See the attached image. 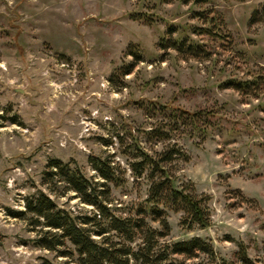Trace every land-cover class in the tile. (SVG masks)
Listing matches in <instances>:
<instances>
[{"label": "rangeland", "instance_id": "374dc122", "mask_svg": "<svg viewBox=\"0 0 264 264\" xmlns=\"http://www.w3.org/2000/svg\"><path fill=\"white\" fill-rule=\"evenodd\" d=\"M263 3L0 0V264L62 259L30 244L34 230L11 214L24 210L34 188L53 197L42 184L49 159L74 160L101 180L88 160L106 158L117 176L108 184L111 210L126 216L144 202L148 182L130 162L137 147L152 153L168 144L146 137L167 121L152 101L213 113L206 133H173L169 141L188 159L166 164L176 186L208 197L209 224L188 229L181 212L166 210L165 240L199 236L229 264L241 242L264 264V89L254 98L222 85L264 77V17L251 19ZM209 18L216 36L198 30ZM164 38L196 53L164 48ZM55 199L74 212L94 211L73 191Z\"/></svg>", "mask_w": 264, "mask_h": 264}, {"label": "trees", "instance_id": "16d2710c", "mask_svg": "<svg viewBox=\"0 0 264 264\" xmlns=\"http://www.w3.org/2000/svg\"><path fill=\"white\" fill-rule=\"evenodd\" d=\"M179 1L197 3L203 0ZM259 12L264 17V3L252 12L251 19ZM207 23L210 28L198 30L216 36L217 33L213 31L217 25L214 18H209ZM160 45L196 53L195 46L177 38L161 39ZM133 55L135 62L139 61V56ZM131 68L132 65L122 67L120 73L127 74ZM222 85L257 98L260 90L264 89V77L231 79ZM149 104L151 110L166 113L167 121L164 125L146 130V137L168 141V144L152 153L136 148V160L130 162V166L137 176L145 175L147 196L128 215H117L107 205L110 193L108 184L116 181L117 176L110 161L99 156H91L88 161L101 180L85 174L74 160L49 159L42 172V184L46 185L53 197L40 188H34L23 197L24 210L11 212L14 217L25 219L34 230L33 236L27 240L30 244L62 258L58 261L43 258L41 264H229L224 261L218 263L212 245L199 236L177 241L165 240L170 230L166 210L181 212L179 223L188 229L209 224L208 197L196 196L176 186L166 164L173 159H188L176 142L169 141L173 133L185 129L191 134H204L208 127L206 119L212 117L213 113L201 109L188 111L176 105L153 101ZM68 191H73L81 202L91 205L94 211L88 214L74 212L59 204L55 199L58 193ZM153 222L157 226H153ZM235 258L233 264H256L241 242L237 244Z\"/></svg>", "mask_w": 264, "mask_h": 264}]
</instances>
